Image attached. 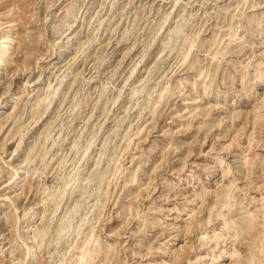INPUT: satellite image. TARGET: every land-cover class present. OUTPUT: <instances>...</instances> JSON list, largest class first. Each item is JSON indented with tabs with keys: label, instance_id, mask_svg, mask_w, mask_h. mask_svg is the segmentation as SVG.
<instances>
[{
	"label": "rangeland",
	"instance_id": "rangeland-1",
	"mask_svg": "<svg viewBox=\"0 0 264 264\" xmlns=\"http://www.w3.org/2000/svg\"><path fill=\"white\" fill-rule=\"evenodd\" d=\"M0 264H264V0H0Z\"/></svg>",
	"mask_w": 264,
	"mask_h": 264
}]
</instances>
